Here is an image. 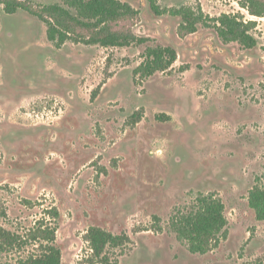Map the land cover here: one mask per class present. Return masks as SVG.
Returning <instances> with one entry per match:
<instances>
[{"label": "rangeland", "instance_id": "obj_1", "mask_svg": "<svg viewBox=\"0 0 264 264\" xmlns=\"http://www.w3.org/2000/svg\"><path fill=\"white\" fill-rule=\"evenodd\" d=\"M4 1L0 228L24 239L37 220L49 221L62 264H264V220L249 203L264 188V15L251 11L264 14V0H158L201 9L204 21L185 36L180 16L121 0L139 10L132 29L149 41L108 47H57L42 20L23 8L7 13ZM18 1L42 9L63 0ZM224 14L255 22L257 45L225 42ZM149 45L174 47L173 67L137 74ZM203 194L223 201L228 224L208 252L194 253L172 218ZM91 227L124 242L97 256ZM28 248L7 246L0 264Z\"/></svg>", "mask_w": 264, "mask_h": 264}, {"label": "trees", "instance_id": "obj_2", "mask_svg": "<svg viewBox=\"0 0 264 264\" xmlns=\"http://www.w3.org/2000/svg\"><path fill=\"white\" fill-rule=\"evenodd\" d=\"M147 1L157 15L170 13L181 17L182 22L178 28L181 36L195 32L198 23L204 21L201 9L196 11L187 6L163 8L158 0ZM2 3L7 13L23 8L42 20L47 25L48 39L57 47L68 40L105 47L141 45L149 41L148 37L139 36L132 29V21L139 10L121 0H63L43 6L42 9H35L31 4L18 0H5ZM251 11L255 15H264L258 9ZM217 21L218 33L225 42L237 41L245 48L257 45L256 38L250 33L255 22L244 23L238 17L226 14ZM177 57V51L172 46L149 45L143 53V61L135 71L144 77L158 71H167L173 67ZM132 118L137 122L141 115L137 112ZM249 203L257 218L264 220V188L254 187L250 191ZM52 212L59 215L57 211ZM45 221L37 220L24 239L19 234L0 228V250L22 244L29 247L28 253L16 257L13 264H62L61 250L56 243L57 228ZM227 224L225 205L214 194L198 196L197 207L187 213L179 211L172 218L174 231L180 239L187 241L189 249L194 253L208 252L214 243L225 237ZM87 240L95 255L105 256L109 247L122 245L124 237L100 227H91Z\"/></svg>", "mask_w": 264, "mask_h": 264}]
</instances>
